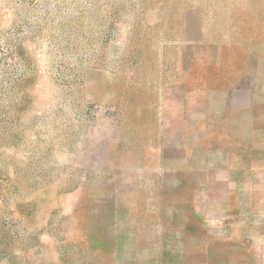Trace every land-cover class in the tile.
Here are the masks:
<instances>
[{
    "label": "rangeland",
    "instance_id": "obj_1",
    "mask_svg": "<svg viewBox=\"0 0 264 264\" xmlns=\"http://www.w3.org/2000/svg\"><path fill=\"white\" fill-rule=\"evenodd\" d=\"M263 142L264 0H0V264H257Z\"/></svg>",
    "mask_w": 264,
    "mask_h": 264
},
{
    "label": "crops",
    "instance_id": "obj_2",
    "mask_svg": "<svg viewBox=\"0 0 264 264\" xmlns=\"http://www.w3.org/2000/svg\"><path fill=\"white\" fill-rule=\"evenodd\" d=\"M246 154L249 158L233 178L234 185L241 184L232 191L233 210L228 212L227 207L222 232L218 234V223L211 222L215 228L205 238L211 248L222 241L226 249L237 252L236 256L264 264V142L247 148Z\"/></svg>",
    "mask_w": 264,
    "mask_h": 264
}]
</instances>
